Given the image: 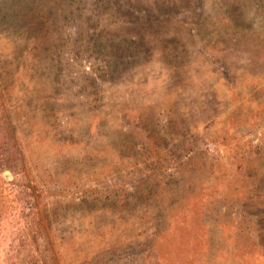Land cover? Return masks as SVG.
I'll list each match as a JSON object with an SVG mask.
<instances>
[{
  "label": "rangeland",
  "instance_id": "obj_1",
  "mask_svg": "<svg viewBox=\"0 0 264 264\" xmlns=\"http://www.w3.org/2000/svg\"><path fill=\"white\" fill-rule=\"evenodd\" d=\"M0 105V264H264V0H0Z\"/></svg>",
  "mask_w": 264,
  "mask_h": 264
},
{
  "label": "trees",
  "instance_id": "obj_2",
  "mask_svg": "<svg viewBox=\"0 0 264 264\" xmlns=\"http://www.w3.org/2000/svg\"><path fill=\"white\" fill-rule=\"evenodd\" d=\"M1 109V105H0ZM7 143H12V133L10 131L9 125L7 123V118L5 115L4 110H0V157H2V154L7 151ZM18 158V154L15 150H13L11 153L8 155V159H0V174L2 173L3 170H12L16 166V160ZM0 184H2V179L0 178ZM1 215V211H0ZM41 222L38 221V225H40ZM35 229L34 225L32 224L31 229H29V232L33 235H35V231L39 232L38 230ZM35 238V237H33ZM35 239H33L31 242H33ZM34 243V242H33ZM34 263V260L32 257H29V263Z\"/></svg>",
  "mask_w": 264,
  "mask_h": 264
}]
</instances>
